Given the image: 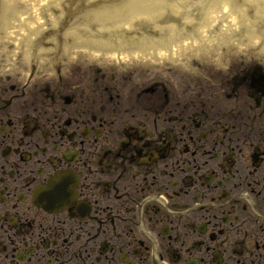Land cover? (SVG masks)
Wrapping results in <instances>:
<instances>
[{"label": "bare ground", "instance_id": "6f19581e", "mask_svg": "<svg viewBox=\"0 0 264 264\" xmlns=\"http://www.w3.org/2000/svg\"><path fill=\"white\" fill-rule=\"evenodd\" d=\"M50 0H41L42 3H46ZM163 5L166 4L165 0H160ZM171 1H180L184 4H179L180 6H187L193 5V2L190 0H171ZM157 0H155V6L152 0L147 2V0H139V5L140 6H129L130 0H128L127 6L124 7L123 9H120L118 12H116V18L118 19V22L121 23H127L130 27H132V24L129 22H126L127 20H130L132 18H138V17H145V16H151L155 15V13H158L161 11L162 7L159 5H156ZM178 5V6H179ZM231 7V4L229 5ZM4 7H7L5 5ZM231 11V8L229 9ZM209 9H202L200 8L199 10V16L204 18H207L208 20L211 19V16L208 15ZM213 13V12H211ZM263 14H264V9H263ZM226 17L229 20H234V17L230 12H227ZM122 24V25H123ZM122 25L120 27H122ZM170 30L174 28L173 25H169ZM164 28V27H163ZM122 36H119V45L116 47H112L111 50L109 51H104L105 57L108 56L109 59L115 58V55L123 60V61H128V59H133V62L137 61L138 56H148L151 55L152 58H159L163 59L162 56L166 54V52L163 50V48L166 46L167 41H165L163 38H158L155 39V35H152L150 38H131V40H127L128 42H125ZM78 36L74 34L73 37V44L77 45H85L83 41L78 42L77 41ZM205 43V41H199V45ZM100 42H93L89 41L87 42V46L90 47H106L107 44H103L100 46ZM110 47V46H109ZM96 51H91L89 52L90 57H94L96 55ZM149 62V61H148Z\"/></svg>", "mask_w": 264, "mask_h": 264}]
</instances>
